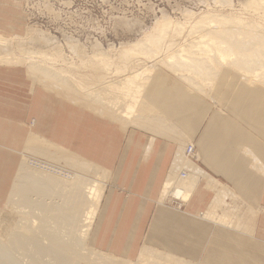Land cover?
Masks as SVG:
<instances>
[{"label": "crops", "instance_id": "crops-1", "mask_svg": "<svg viewBox=\"0 0 264 264\" xmlns=\"http://www.w3.org/2000/svg\"><path fill=\"white\" fill-rule=\"evenodd\" d=\"M172 71L154 69L141 95L159 122L123 128L34 83L23 66L0 65V203L34 136L103 171L94 250L128 262L149 248L189 264H264V85L223 69L199 93ZM190 143L196 184L184 203L162 204L171 175H188L176 157Z\"/></svg>", "mask_w": 264, "mask_h": 264}, {"label": "bare ground", "instance_id": "bare-ground-1", "mask_svg": "<svg viewBox=\"0 0 264 264\" xmlns=\"http://www.w3.org/2000/svg\"><path fill=\"white\" fill-rule=\"evenodd\" d=\"M259 2L264 4V0H255L256 4ZM229 17L216 20L215 28H211V21L207 22L206 18L200 17L190 26V30L172 21L163 22L160 24L159 31L152 32L140 42L121 48L114 56L101 55L97 57L96 63H83L84 66L93 68L92 75L77 74L75 64L70 66L65 64V67L61 64L62 66L60 65L58 69L51 67L53 62H47L48 59L38 57L39 55L31 52H24L22 57L0 56V60H4V63L9 65L16 63V61V65L18 63L23 65L25 60L28 75L33 82L42 85L47 90L56 92L67 102L77 103L79 107L83 106L96 113L97 116L109 118L123 128L127 126H145L143 128H146L151 126L150 124L159 122L157 118L149 115L147 113L148 108H143L141 104L144 86L151 73L158 67L173 70L199 93H206L212 88L213 81L217 79L218 73L223 69L237 71L243 80L245 79L249 83L251 81V83L255 82V85H264V30L258 29L256 23L244 22L237 17ZM196 32L197 36L190 38ZM177 39L180 41L177 42ZM7 40L0 38V48L8 47L6 45ZM143 59L149 60L148 63L150 64L143 62ZM120 75H123L121 79H115ZM91 80L96 82L93 86H91ZM26 145L24 152L37 151L38 154L48 158L66 157L67 165L77 167L82 172L94 170L96 173H103L98 166L60 148L45 144L34 136L27 141ZM181 153L177 155L176 161L177 163L181 162V166L185 165L189 168L188 175L180 173L179 176L172 177L170 174L171 177L166 181L161 193V202H168V199L184 202L196 184L199 169L194 161L186 160ZM26 157L22 155L16 177L6 200V206H12V209L14 206L16 209L15 206L19 204L21 206L19 209L22 210L29 208L41 211L48 220H53L54 224L49 231L47 226L51 221H49L50 223L47 222V229L44 228V231L47 230V234L44 233L46 239L43 237V240L47 241L45 244V241H39L42 236L38 239L40 237L39 232L43 227L39 228L37 224L38 228H35L36 230L33 228L32 231L31 227L34 226L35 220L33 217H30L31 220H26L29 216L27 212L19 210V215L16 214L22 218V222L29 221L27 223L29 227L20 229L14 238L15 240L13 239L16 242L11 240L15 244L11 245H16L17 241L20 243V238L25 236L23 231L28 230L30 232L29 238H25L39 245L37 253L53 257L52 260L54 259L57 264H189L167 254H163L162 258H156L155 253H161L149 248H144L146 253L142 250L134 262L119 260L100 252L96 254L94 249L88 246L87 238L101 202L104 184L97 181L85 183L77 177L79 174L75 173L70 180H65L36 169L28 171ZM32 194H36L37 197L35 196L36 200H34L36 202H32V199L29 198ZM44 200H49V203H44ZM84 204H87L86 208H84ZM82 207L84 208L82 211L84 215L83 224L79 228L78 236H76L75 229L71 227L75 221V215L81 211ZM30 213L32 212L30 211ZM16 220L18 219L16 218ZM25 222L23 223L25 224ZM2 223L3 219H0L1 247L5 233V229L1 227ZM38 229L39 232L36 234ZM63 230L68 231H66L68 236L62 232ZM35 234L39 235L38 238ZM65 237L68 239L66 240ZM36 239H38V243ZM11 241H8L9 244ZM28 247L30 248V246ZM1 249L3 247L0 248V256H3V251L9 249L6 253H8V259L13 258V261L6 260L7 257L4 254V260L3 257L0 258V264L17 263L14 262L15 256H10L11 253L9 255L11 248L4 247L3 250ZM33 250L31 251L34 253ZM51 257L48 258L51 259ZM22 260L20 259V261Z\"/></svg>", "mask_w": 264, "mask_h": 264}, {"label": "rangeland", "instance_id": "rangeland-1", "mask_svg": "<svg viewBox=\"0 0 264 264\" xmlns=\"http://www.w3.org/2000/svg\"><path fill=\"white\" fill-rule=\"evenodd\" d=\"M257 4L255 0H0V38L2 37L5 40L8 39L6 42L8 47L5 49L0 48V56L10 57L14 55V57H22L21 55L24 52H31L39 55L38 57L41 56L43 59H48L47 62H53L51 67L53 66L58 69L61 64H63V67L75 64L77 68H75V72L77 74L92 75L93 73L91 71L93 68L91 66L90 68L84 66L86 62L96 63L97 57L101 55L106 57L114 56L121 48L140 42L152 32L159 31L161 28L160 24L166 21H172L190 30V26L200 17L206 18L207 22L211 21V28H215L214 26L217 25L215 22L216 20L232 16L240 18L244 22L256 23L258 24V29L261 28V30H264V4L260 2ZM194 36H197V32L191 35L190 38ZM179 41L180 40L177 39V42ZM142 61L146 62L148 65L150 64L148 63L149 60L145 61V59H143ZM4 62V60H0V65L23 66L25 69L27 65L25 60L23 61V65H19V63L16 65L17 61L10 65ZM123 75L115 79H121ZM176 76L178 77L177 74ZM112 77L114 76L112 75ZM91 81V86H93L96 82H94V80ZM181 81L189 86L186 81L182 79ZM98 83L100 84V82ZM254 83L255 82L251 83L250 81V84ZM189 146L194 150V156L192 157L186 156L187 154L185 153ZM182 154L186 160L192 161L198 156L191 143L185 146V150ZM22 155L27 156L26 166L28 171L36 169L40 172L43 171L42 173H49L50 175L65 180H70L75 173L79 174L77 177L85 183L90 181L101 182L104 184L105 190L106 180L103 173H96L94 170L82 172L77 167L74 168L67 165L66 157L62 158L57 156L48 158L38 154L37 151H23L21 157ZM182 168L183 167H181V169ZM35 196L36 194L30 195L29 198L32 199V202H36L34 201L36 200ZM6 202L7 201H3L0 203V219H3L1 227L5 229V233L2 232L4 236L2 238L3 242L1 243L3 249L4 247L7 249L11 248L9 255L10 253V256L14 255L16 257H14V259H16L14 262H17L13 263L57 264L54 259L52 260L53 257L48 256L51 257L50 259L45 255L39 254V252L37 253L39 245L28 239V234H30L28 230L23 231L25 232L24 238L21 237L22 239L20 238V240L16 238L20 243L17 241L16 245H11L15 244L12 243V241L18 235L19 230L29 227V224L27 225L29 221H23L25 222L24 224L22 218L18 216V211L22 210L19 209L21 208L19 204L15 206L17 207L16 209L14 206L12 209V206H6ZM47 202L49 203V200H44V203ZM178 202L184 203L182 200ZM161 203H167V201ZM84 205V208H86L87 204ZM84 208L82 207L81 211L75 215V221L71 227L75 229L76 236H78L79 228H81L83 224L84 215L82 211ZM23 210V212H27L29 215H27L28 218L26 216V220H31L32 217L33 220H35V227H31L32 231L33 228H38L37 224L39 228L43 227L40 232L39 229L36 231V234H38V232L40 233V237L38 238L39 235H35L38 239L42 236V239L39 241H45L44 243L46 244L47 241L43 239L46 237L44 233L46 235L47 230L44 231V228L47 229L48 227L49 231L51 229L50 227L54 224L53 220H48L41 211L39 212L29 208H23ZM29 210L32 213H30ZM207 217L210 218L211 216L208 215ZM16 218L18 220H16ZM49 221H51V223ZM47 222L50 224L48 225ZM46 225L48 226L46 227ZM66 231L63 230L62 232L67 235L68 231ZM38 239H36V242ZM67 239L68 237L66 240ZM8 241H11V243L9 244ZM31 243H33L34 250L32 249ZM45 244L42 243V245ZM28 246H30V248ZM2 247L0 246V248ZM30 249L35 252L33 253ZM7 251H9V249ZM7 251L5 250L2 252V257L4 260V254H6V260L10 261L13 258L10 260L8 259ZM94 251L96 254H99L98 251ZM144 252L146 253V250ZM147 253L149 254V252ZM20 254L22 255L20 256ZM24 255L27 257L25 256V258ZM155 255L156 258H162L164 256L163 254L156 253ZM22 256L24 259L20 258ZM2 257L0 256V258ZM18 258L23 260L20 261L19 259L18 261ZM31 259L32 261H29ZM5 264H8V262Z\"/></svg>", "mask_w": 264, "mask_h": 264}, {"label": "built area", "instance_id": "built-area-1", "mask_svg": "<svg viewBox=\"0 0 264 264\" xmlns=\"http://www.w3.org/2000/svg\"><path fill=\"white\" fill-rule=\"evenodd\" d=\"M193 152H194V150L191 146L187 147V149H186L187 156H192Z\"/></svg>", "mask_w": 264, "mask_h": 264}]
</instances>
